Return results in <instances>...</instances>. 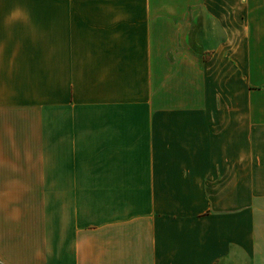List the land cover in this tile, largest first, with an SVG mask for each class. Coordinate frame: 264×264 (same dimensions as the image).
<instances>
[{
  "label": "crops",
  "instance_id": "crops-1",
  "mask_svg": "<svg viewBox=\"0 0 264 264\" xmlns=\"http://www.w3.org/2000/svg\"><path fill=\"white\" fill-rule=\"evenodd\" d=\"M0 264H264V0H0Z\"/></svg>",
  "mask_w": 264,
  "mask_h": 264
},
{
  "label": "rangeland",
  "instance_id": "rangeland-1",
  "mask_svg": "<svg viewBox=\"0 0 264 264\" xmlns=\"http://www.w3.org/2000/svg\"><path fill=\"white\" fill-rule=\"evenodd\" d=\"M42 104H48V99H42Z\"/></svg>",
  "mask_w": 264,
  "mask_h": 264
}]
</instances>
